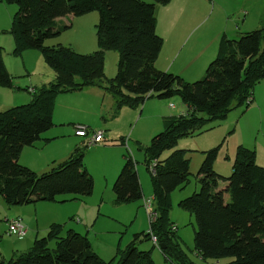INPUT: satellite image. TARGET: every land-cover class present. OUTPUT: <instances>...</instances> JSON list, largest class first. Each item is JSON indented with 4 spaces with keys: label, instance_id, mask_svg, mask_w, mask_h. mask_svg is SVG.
Masks as SVG:
<instances>
[{
    "label": "trees",
    "instance_id": "16d2710c",
    "mask_svg": "<svg viewBox=\"0 0 264 264\" xmlns=\"http://www.w3.org/2000/svg\"><path fill=\"white\" fill-rule=\"evenodd\" d=\"M0 1L17 5L10 28L4 30L14 38L13 54L39 49L55 72V80L48 85L33 90L26 87L31 93L29 102L0 111V195L10 206L57 201L60 194L82 199L94 192L95 178L85 164L88 145L76 146L66 160L44 172L19 161L24 147L36 145L55 125L53 112L59 93L100 85L115 97L113 117L122 107L140 108L153 97L177 95L187 105L186 113L167 117L165 128L144 148L157 212L148 231L136 233L126 249L106 260L86 233L52 223L47 235L37 238L29 250L10 258L0 255V264H157L153 248L137 245L153 235L159 243L154 246L159 247L166 264H264V165L257 163L256 149L239 144L227 176L215 168L223 142L203 151L195 174L200 189L179 200V206L195 216V251L200 261L182 247L170 215L172 192L185 188L192 176L188 149L176 148L180 139L203 132L209 122L226 118L238 107L243 106L245 112L253 103L256 86L264 81V23L237 38L222 35L205 76L189 82L156 65L164 44L157 32V6L171 0ZM92 11L100 13L98 49L83 53L62 43L45 45L47 38L62 32L59 18ZM108 50L119 53L113 77L106 73ZM13 79L0 47V86L14 87ZM221 181L226 183L224 187ZM113 190L116 204L144 199L138 160L128 148Z\"/></svg>",
    "mask_w": 264,
    "mask_h": 264
},
{
    "label": "crops",
    "instance_id": "0c3cea01",
    "mask_svg": "<svg viewBox=\"0 0 264 264\" xmlns=\"http://www.w3.org/2000/svg\"><path fill=\"white\" fill-rule=\"evenodd\" d=\"M256 3V0H171L168 4L158 5L157 30L164 38L162 48L165 46L169 48V53L164 55L165 66L158 65V67L162 70L179 69V72H175L188 80L199 77V79L203 78L205 69L212 61L211 59H213L218 53V46L222 35L225 34L230 38H237L242 32L261 27V24H263L264 21V6L263 8H259L257 14H254ZM7 8L9 23L10 19L12 23L13 15L16 10L14 7ZM68 17L73 18L70 25L76 29H79L84 21L73 15H67L59 18L58 22L69 24ZM0 20V32L4 29H9V26L6 25L7 18L5 19L2 17ZM160 23L162 24L161 28ZM6 41L7 45H11L10 47L13 49L14 40L9 41L7 39ZM71 46L77 51L84 53H88L91 49L96 47L95 44L92 45L91 41L82 39V37L75 40ZM159 60L158 57L157 61ZM197 65H200L203 68H199ZM24 66V71L28 72L29 75L27 80L29 83V86L27 87L29 88H38L43 85H48L55 79L54 71L45 69L46 74L42 72L37 78H35L33 77L35 75L31 74H35L36 70L32 69V66ZM106 71L111 75L107 68ZM114 108L115 97L100 85H92L81 90L59 93L56 98L53 112L55 125L50 131L48 130L49 133L43 136V139H41L43 144L41 146L39 143H36V145L33 146H25L20 155L19 161L37 172H44L50 169L53 165L66 160L74 148L80 145V140L81 143L88 142L87 136L76 134L77 124H85L88 126L89 130L97 128L104 129V139L99 143H95V145H102L100 148L104 150L110 147L119 148V158H117L116 153L115 159H111L110 170L106 173V183L108 187L114 183L124 163L125 152L123 153L122 150V146L124 145L122 141L127 145V140L129 139L127 135H124L125 131H117L115 129V122L107 121L108 119H117L120 118V116L121 118H125L127 113L130 117L131 126L137 125L138 127L140 124L141 129L144 126H147L153 134L156 133V131H161L157 129L165 128V120L167 117L187 112V105L182 100H173L171 98L162 99L157 97L149 98L143 103L140 108L141 117L136 119L135 122L134 119L138 108L124 106L120 109L117 116L113 117L112 114L114 113ZM249 112H255L256 116H259L260 122L263 124L264 81L260 82L255 88L253 103ZM92 115L96 117V120H93ZM154 121L156 122L155 126ZM102 122L104 124H101ZM262 136L264 138V133ZM122 137L125 140L121 139ZM120 139L121 142H119ZM51 144H55L54 147H52V150L48 149ZM40 154H42V157L39 160L38 158ZM85 164L91 172L92 170L89 168L86 161ZM216 166L218 165L216 164L215 167ZM216 169L222 171L217 167ZM138 174L144 192V199L119 205L126 206L129 214L132 215L134 213L131 220L133 226L130 227V230L128 231L129 242L135 237L136 233L148 231L150 228V218H148L149 225L145 222L147 219V211L144 207V201L149 197V192L146 190L143 172L140 168H138ZM151 197H153V189ZM80 202L81 200H79L78 203L74 202L75 205L72 206L61 205V203L55 200H44L25 204L26 206L18 205L11 207L12 209L10 208V211L8 212L10 214L5 215V221L8 222V229L9 222L15 216L23 217L28 228L26 236L23 239L16 240L17 242L15 243H13L9 237H6L12 243V254L14 255L16 252L29 250L37 238L47 235L52 223L65 224V227L74 228L82 233H86L88 236L91 234V229H94L97 226H103L107 215L99 212L100 210H98V208L87 209L84 205H81L82 203ZM73 207H76V209ZM11 213H14L15 215L11 217ZM138 219L142 222L135 225ZM172 220L175 222L177 230H179V220L174 219V217ZM4 229L5 228H0V245L3 243V238H5ZM91 243L95 249L92 240ZM95 250L98 251L97 249ZM0 255H2L1 252Z\"/></svg>",
    "mask_w": 264,
    "mask_h": 264
},
{
    "label": "rangeland",
    "instance_id": "374dc122",
    "mask_svg": "<svg viewBox=\"0 0 264 264\" xmlns=\"http://www.w3.org/2000/svg\"><path fill=\"white\" fill-rule=\"evenodd\" d=\"M150 1V0H148ZM256 5L254 7V14L258 13L259 8H263L264 0H256ZM0 19L4 17L7 18L6 25H11V19L9 23L8 18V8L7 7H14L15 10L17 9L16 4H9L0 2ZM80 20H84L83 23L80 25L79 29H76L72 26L65 27L67 24L63 22H58V26L62 27L63 30L60 34L49 37L45 40V45H55L58 43H62L65 45H72L75 40H78L82 37V39L89 40L92 42V45L95 44V48L91 49L89 52H93L94 50L98 49L97 43V36H96V24L100 19V13L98 11H92L82 16H75ZM253 17V15H252ZM72 17H68L69 24L72 23ZM264 19V18H263ZM1 21V20H0ZM264 23V22H263ZM263 24H261L262 26ZM162 24L160 23V28ZM6 30V29H4ZM0 32V47H3V56L6 67L10 70L11 74L14 75V87H3L0 86V111L6 110L12 106L21 105L27 103L31 99V93L26 90V87L29 86L28 83V72L24 71V65L26 67H31L35 69L36 72L33 77L37 78L42 72L46 74L45 69H49L54 71L46 62L44 53L39 49H28L24 51L21 55L13 54V49H11V45H7V39L9 41H13L14 38L11 33L7 31ZM158 32V30H157ZM159 33V32H158ZM160 34V33H159ZM161 35V34H160ZM15 46V41H14ZM14 48V47H13ZM159 55V61H157V67L165 66L164 63V55L169 53V48L165 46L162 48ZM81 52V51H78ZM88 52V53H89ZM84 53V52H83ZM162 55V56H161ZM217 56V54L213 57V59ZM211 59V60H213ZM118 61H119V53L115 50H108L106 53V68L111 75L107 73V76L113 77L117 73L118 69ZM171 62V61H170ZM199 68H203L200 65H197ZM160 68V67H158ZM161 69V68H160ZM207 69V68H206ZM206 69L204 72L206 73ZM169 70L175 74L179 72V69H163ZM173 70V71H171ZM176 71V72H175ZM181 76V75H180ZM202 76V77H203ZM185 78V77H184ZM200 78V77H199ZM199 78L188 80L189 82L199 80ZM55 80V79H54ZM53 80V81H54ZM171 99L175 100L178 99L181 101L179 96H174ZM142 107V106H141ZM140 107V108H141ZM251 107V106H250ZM140 108H138L136 112V119L140 118ZM250 109V108H249ZM247 109L244 112V107H238L232 110L229 115L221 120L209 122L206 125V130L201 133H195L193 135L184 136L180 139L176 148H186L188 149L187 156L190 157V171L192 172L191 180L189 184L183 189H177L172 192V200H173V207L171 210V217L174 219L179 220V230H177L178 237L180 238V242L182 247L186 250V252L195 260L200 261L197 256V251H195V233L197 228V223L195 216L191 214L188 210L179 206V200L191 195L193 192L200 189V184L198 183L195 174L197 173L200 164L205 156L204 152L207 149L212 147L218 146L220 143L223 142L222 147L220 148L218 157L216 159L215 165L217 168L221 169L219 171L223 175H229L232 172V165L236 156V149L239 144H245L248 147L256 148L258 153V161L257 163L264 165V118L263 124L260 122V118L255 112H249ZM244 112V113H243ZM243 113V114H242ZM93 120H96V117L92 115ZM107 121L115 122V129L117 131H125L124 135L128 136L127 145L122 146L123 153L128 148L134 157L138 160V168H140L143 172L144 182L146 184V190L149 192V197H151L152 192V183H151V171L147 170L144 159H145V147L151 144L152 138L158 134L160 131H156V133H151L147 126H144L142 129L140 124L135 126L130 125V117L126 113V117L120 116L117 119H108ZM155 122V121H154ZM101 124H104L103 122ZM156 122L154 123V126ZM208 128V129H207ZM61 129V128H55ZM98 129V128H97ZM95 129V130H97ZM163 130V129H157ZM50 131V129H49ZM49 131L44 132L43 136L49 133ZM245 139V140H244ZM248 140V141H246ZM37 143L41 146L43 144L42 140H38ZM55 144H51L48 149L52 150ZM80 145H88L86 148V156L85 161L88 163L89 168L96 179L94 192L90 196H85L83 199L73 198L74 195L72 194H60L58 195L57 202L61 203V205H72L74 206V202L78 203L81 200V205H84L87 209H96L100 210L99 212L105 213L107 217L105 218V222L103 226H97L94 229H91L90 239L94 243L95 249H97L98 253H100L104 259L110 260L115 256L117 251H121V249H126L128 245V231L130 227L133 226L131 220L134 216V213L131 215L129 214L128 209L126 206H119L120 204H116L115 200V193L113 190V184L107 187L106 183V173L109 172L111 167V159L114 160L119 148H107L101 149L102 145L100 144H89L87 141L86 143H81ZM142 146L143 148H140ZM170 150H166L162 157H166L170 154ZM42 154L39 156V160L41 159ZM116 158V159H117ZM260 162V163H259ZM21 163V162H20ZM215 167V168H216ZM218 170V169H216ZM119 174V173H118ZM221 186H225V182H220ZM228 194H226V198ZM147 198V199H148ZM73 201V202H72ZM26 206V205H24ZM14 206H10L6 203L4 198L0 195V228H5L4 236L2 240V244L0 245V252L1 254L6 257L10 258L12 254V243L17 242L18 238L16 235H10L8 233V222L5 221V215H9L10 208ZM76 209V207H73ZM12 209V208H11ZM146 210V209H145ZM14 213H11V217L14 216ZM147 219L146 223L149 225L148 215L146 213ZM19 218L22 220V224L25 226L26 221L21 216L13 217ZM12 218V219H13ZM150 220V219H149ZM72 221V220H70ZM142 221L138 219L135 225H138ZM26 236V235H25ZM6 237H9L7 239ZM42 238V237H40ZM123 238V239H122ZM122 239V242H121ZM121 242V243H120ZM138 247L141 249H151L153 248V257L157 264H166V259L162 252L160 251L159 247L154 246L153 240H144L140 243H137Z\"/></svg>",
    "mask_w": 264,
    "mask_h": 264
},
{
    "label": "built area",
    "instance_id": "2783aa9c",
    "mask_svg": "<svg viewBox=\"0 0 264 264\" xmlns=\"http://www.w3.org/2000/svg\"><path fill=\"white\" fill-rule=\"evenodd\" d=\"M30 90H33L34 88H29ZM252 98L249 97L248 100H251ZM76 134L80 135V136H87L88 137V143L89 144H95V143H99L104 139V134H105V130L104 129H92L89 130L88 126L85 124H77L76 125ZM151 168L153 169V165L151 166ZM153 197H151L150 199H146L144 201V207L148 213V216L150 218V220H155L157 218V212L154 209V204H153ZM176 228V225L173 226V229ZM28 228L27 226L22 224V220L19 218H15L12 219L9 222V229H8V233L10 235H16L19 238H24L25 235L27 234ZM154 243L158 244L157 241V237L155 235H153V239Z\"/></svg>",
    "mask_w": 264,
    "mask_h": 264
},
{
    "label": "water",
    "instance_id": "95a60500",
    "mask_svg": "<svg viewBox=\"0 0 264 264\" xmlns=\"http://www.w3.org/2000/svg\"><path fill=\"white\" fill-rule=\"evenodd\" d=\"M160 247H162V245H160Z\"/></svg>",
    "mask_w": 264,
    "mask_h": 264
}]
</instances>
